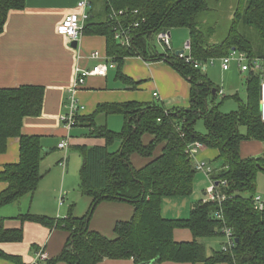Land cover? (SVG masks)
Listing matches in <instances>:
<instances>
[{"label":"trees","instance_id":"obj_1","mask_svg":"<svg viewBox=\"0 0 264 264\" xmlns=\"http://www.w3.org/2000/svg\"><path fill=\"white\" fill-rule=\"evenodd\" d=\"M26 1L0 0V34L9 12L23 9ZM99 1L102 5L97 10ZM91 3L84 34L106 38L107 54L118 66V78L125 82L130 80L122 72L126 57L166 60L190 81V105L167 110L161 103L127 101L100 104L91 114L78 113L73 127H86L89 133L85 135L105 142L104 145H72L83 157L80 188L92 198L90 212L79 217L70 211L63 218L28 212L17 219L68 232L62 251L50 257L47 264H97L104 259L131 258L135 264L147 261L264 264V209H256L253 201L257 194L258 172H264V154L247 158L240 154L242 141L264 139V123L260 117V73L251 71L248 76L247 102L241 103L237 111L226 114L220 111L221 102L216 103L220 87L202 69L177 55L159 52L153 43L163 30L188 28L191 53L201 62L227 56L233 50L246 52L250 58L264 59V0H242L227 36L213 43L209 39L211 27L203 29L198 20L200 13L210 9L208 0H91ZM122 9L127 11L124 21L139 22L133 30L135 39L131 46L118 43L114 29L116 22L109 17L113 10ZM135 9L137 13L132 12ZM214 88L216 92H213ZM44 97L43 85L0 88V153L6 152L10 138L19 139V161L5 164L0 170V180L8 184L0 192V208L26 194H33L39 186L45 152L41 136L24 134L22 128L25 118L42 114ZM209 98H212L211 104ZM100 113L122 114V130L115 132L107 125L98 126L96 117ZM200 118L205 133L195 128ZM241 127L245 128L244 132ZM145 134L151 137L147 143ZM118 140L119 146L110 150ZM194 141L219 149L225 168L213 174L212 179L227 198L220 206L199 200L187 218H165L162 214L164 198L189 196L193 192L197 170L186 149ZM160 146L161 151L156 156ZM134 153L148 158L147 164L135 167L131 160ZM223 181L227 184L223 185ZM104 200H124L134 207L131 219L115 223L114 238L90 228L92 207ZM215 206L219 208L213 210ZM4 220L0 216V242L22 241L23 228L7 229ZM182 228L191 231L192 240H176L175 230ZM225 228L231 229L234 246L226 251L223 243L209 254L201 240L223 236ZM35 250L40 247L35 246ZM0 256L19 259L1 250Z\"/></svg>","mask_w":264,"mask_h":264},{"label":"crops","instance_id":"obj_2","mask_svg":"<svg viewBox=\"0 0 264 264\" xmlns=\"http://www.w3.org/2000/svg\"><path fill=\"white\" fill-rule=\"evenodd\" d=\"M78 2L79 0H27L23 9H14L9 12L4 30L0 34V88L23 84L43 85L45 87L42 114L25 118L22 128L24 134L41 136L45 151L41 161L42 178L33 194H26L0 208V216L5 218L4 226L7 229L22 227L24 230L22 241L0 242L1 251L9 256L19 257V259L14 260L0 256V264H32L37 255L35 246H39L40 249L45 248L50 257L56 256L62 251L68 239L67 231L59 228L51 229L33 221L21 222L17 217L28 212L38 214L43 211L39 214H49L59 218L68 216L69 213H65V210H63V204L58 207L56 199L55 202L54 199L51 200L53 209L50 210L44 206L42 199L45 198L39 196L40 191L47 189H51L55 193L62 192L67 183L66 175L68 174L70 151L67 153V166L64 167L61 165V161L65 152L58 147L59 143L69 134L70 146L74 144H105L103 139L95 136L84 139L86 135H82L84 133L82 127L68 129L62 121L63 115L67 113V87L73 79L76 66L91 68L100 61H109L110 59L107 54V43L104 36L84 34L81 46L78 49L72 46V41L58 32V27L66 16L73 12H79ZM231 14L233 13L231 12ZM93 51H98L101 54V59H90L89 54ZM159 52L164 53V50ZM262 66L263 68L260 70L251 67L247 71H242L241 66L233 60L230 67L224 70L221 57L203 61L202 70L220 87L216 103L221 102V105H228L226 109L230 108L227 111L220 110L221 112L233 113L239 109L241 103L247 102L248 76L251 71L259 72L262 80L264 77V61ZM110 71L115 72L114 79L122 82L123 88L110 87L113 82ZM122 72L130 78L129 81L125 82L118 78L117 65L110 68L106 76H91L87 79L85 86L78 91L79 100L86 106L83 113L91 114L95 112L100 104L127 101L161 103L167 110L176 107H189L190 81L168 61L129 56L124 59ZM217 73L221 75L220 80L216 77ZM146 74H148V78L152 79L151 83L146 84L147 86L141 84L146 78ZM113 84L117 85L116 82ZM143 87L152 90L149 100L128 99L130 95L127 94L131 92L127 89L140 90ZM154 92L159 93L158 98L154 97ZM211 99L208 100L210 104ZM103 114L98 115L101 117ZM98 115L97 117H99ZM74 132H78L75 133L77 135L75 138L78 139L72 137ZM150 139V135L145 134L144 141L147 143ZM115 145L116 149L119 146V140L116 141ZM160 151L161 146L156 149L155 155L157 156ZM240 154L244 158L262 156L264 154V139H246L242 141ZM196 159L210 163L215 169L214 174L225 168V162L220 158V151L217 148L204 145L198 152ZM131 160L137 168L143 167L149 161L148 158L138 153L132 154ZM218 160L221 162L216 166L214 163ZM18 161L19 139L10 138L6 152L0 153V170L5 164ZM61 169L63 188L58 190L59 184L50 185L46 181L49 174L60 176ZM211 181L212 177L210 178L205 173L197 171L191 195L164 198L162 204L163 216L165 218L189 217L194 204L199 200L206 199L207 189L211 185ZM263 184L264 174L258 172L256 193L260 194L264 200ZM7 186V182L0 180V192L5 190ZM133 212V205L127 201L104 200L99 203L96 213L91 219L90 228L114 238L116 236L113 230L115 223L120 220L131 219ZM174 235L177 241L193 239V235L188 228L176 229ZM215 239L214 237L201 240L207 246L209 254L214 249L212 245H215ZM58 264L65 263L60 262ZM97 264H135V262L132 258L104 259ZM150 264L193 263L174 261L154 263L152 261Z\"/></svg>","mask_w":264,"mask_h":264},{"label":"built area","instance_id":"obj_3","mask_svg":"<svg viewBox=\"0 0 264 264\" xmlns=\"http://www.w3.org/2000/svg\"><path fill=\"white\" fill-rule=\"evenodd\" d=\"M77 7L79 12H73L66 16L58 27V32L66 36L70 41H77L79 49L81 46V41L84 36V27L88 19L90 18V8L92 7L91 0H79ZM132 12L137 13L138 10L135 9ZM127 11L125 10H113L109 17L116 22L115 29V39L123 46H131L135 36L133 30L135 27L139 26V22H126L123 17L126 16ZM145 19H143L144 21ZM158 42L165 48L164 51L169 55H177L182 58L186 63L192 64L196 68L202 69V64L198 59H195L191 53L192 43L188 39L184 42L183 53H176L172 43V35L170 30H163L157 35ZM81 58V55L79 56ZM89 58L93 60L101 59V54L98 51H93L89 54ZM223 68L227 70L232 61L235 60L240 66L242 71H247L251 67L260 70L263 68L262 63L264 59L260 58H250L246 52L233 50L229 55L221 57ZM116 66V63L111 59L109 61H100L93 65L91 68H83L79 65L75 68V73L73 79L69 86L67 87V113L63 115L62 121L65 123L68 129L73 128L76 123V115L85 110L86 106L79 100L78 91L83 88L87 82V79L91 76H106L108 70ZM154 97L158 98L159 93L154 92ZM260 117L264 123V77L260 83ZM70 145V135L68 134L58 145V147L65 152L64 158L61 161V165L67 166V149ZM204 144L201 141H194L189 143L186 149V153L191 158L194 168L199 172L202 171L210 178L214 174L215 169L205 160H197L196 156L200 149H202ZM226 185V181L222 182ZM227 198V195L220 192L214 180L212 179L211 185L207 189V196L205 201L218 203L220 206L222 202ZM254 207L256 209H264V200L260 194H256L253 198ZM224 233L226 236V242L223 244V249L228 250L234 246V236L230 228H225ZM50 259L48 252L45 248H41L37 251L36 259L32 264H47Z\"/></svg>","mask_w":264,"mask_h":264},{"label":"rangeland","instance_id":"obj_4","mask_svg":"<svg viewBox=\"0 0 264 264\" xmlns=\"http://www.w3.org/2000/svg\"><path fill=\"white\" fill-rule=\"evenodd\" d=\"M217 1L208 0L210 9L200 13L199 18H198L203 29L209 30V27H211L210 31H212V34L209 39L212 43L220 42L227 36L229 29L231 27V24H232L234 15H235L234 11L238 7V5L242 2V0H217ZM101 5H102V1H99L96 5L97 10L100 9ZM231 12L233 14H231ZM99 17L100 15L98 16V18ZM251 31L253 32V30ZM170 32L172 35V43H173L174 50L179 51L183 49L184 42L189 39V29L188 28H172ZM153 43L159 51L165 50V48L157 41L156 38L153 40ZM110 76H111V80L113 81L110 87H116V88L124 87L122 82L116 81L114 79V76H115L114 71H110ZM145 77L146 78H144V81L141 84H145V86H147L146 84L151 83L152 79L148 78V74H146ZM216 77L220 80V77H221L220 73H217ZM114 82H116L117 85H114L113 84ZM127 90L131 92L127 94V95H130V98L128 99L145 100V101L150 99V94L152 92V90H150V88L148 87L147 89L143 87L140 90H131V89H127ZM227 106L228 105H221L220 110L227 111L228 109H230V108L226 109ZM101 114L103 113H100L99 115ZM96 123L98 124V126L107 125V127L110 128L111 130L115 132H120L124 125V118L122 114L120 113H112L108 115L104 113L101 117L99 116L96 118ZM195 128L196 130L201 131L202 133H205L206 129H205L202 118L197 120L195 124ZM81 129L84 130V133L82 135L89 133L88 128L82 127ZM241 130L245 131V128L242 127ZM75 133H78V132H74L72 134V137H74V139H78V138H75L77 137ZM90 137L91 136L86 135L84 136V139L85 138L89 139ZM115 146L116 145L113 144V146L110 147V150H115ZM69 151H70L69 167H68V174L66 175L67 183L65 185L64 190L62 189V192L58 191L56 193L51 191V189L42 190L40 191L41 193L39 196L40 198H45V199H42L44 206H46L50 210L53 209L51 200L54 199V202H55V199H56L58 207L60 204H63V210H65L64 211L65 213L67 212L69 213L70 211H72V213L75 216L83 217L88 212H90L92 198L89 195L84 194L80 188L79 172L83 164V157L79 151L73 148L72 145L71 146L69 145L67 149V153H69ZM220 162L221 161L218 160V162H215L214 164L217 166L220 164ZM200 172L202 171H199V173ZM260 173L264 174V172H261V171ZM62 180H63V177H62V169H61L60 176H57L56 174H49V177H47L46 183L47 184L50 183V185L59 184L58 190H60L61 188H63ZM244 195L249 196L250 194L245 193ZM98 205L99 204H97V206L94 208L92 207V209L94 210H93L91 219H93ZM43 212H39V213H43ZM41 215L55 217L49 214H41ZM91 219H90V222H91ZM211 238L213 237H210V239ZM215 238H216L214 241L215 245H212L214 249H218L219 247L222 246V243L226 242L225 235L218 236Z\"/></svg>","mask_w":264,"mask_h":264},{"label":"water","instance_id":"obj_5","mask_svg":"<svg viewBox=\"0 0 264 264\" xmlns=\"http://www.w3.org/2000/svg\"><path fill=\"white\" fill-rule=\"evenodd\" d=\"M72 46H73L74 48H77V46H78V42H77V41H72ZM183 52H184L183 49H182V50H179V51H176L177 54H178V53H183ZM213 92H216L215 88H214ZM218 208H219V206H215V207L213 208V210H217ZM150 263H151V261H147V262H143V263H141V264H150Z\"/></svg>","mask_w":264,"mask_h":264}]
</instances>
